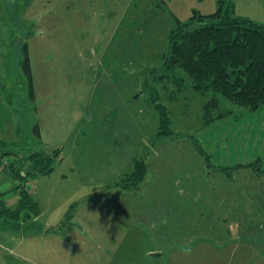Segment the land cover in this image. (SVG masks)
<instances>
[{
    "label": "rangeland",
    "instance_id": "1",
    "mask_svg": "<svg viewBox=\"0 0 264 264\" xmlns=\"http://www.w3.org/2000/svg\"><path fill=\"white\" fill-rule=\"evenodd\" d=\"M233 1L235 15L264 23V0ZM217 8L218 0H0V38L16 39L21 61L27 43L32 73L9 70L21 133L1 136L0 173L61 150L51 172L25 182L39 215H0V264H264V176L207 167L189 137L212 162L261 156L264 169L259 116L223 100L218 110L229 115L203 127L206 99L190 82L157 85L179 138L156 142L159 116L144 86L170 29ZM138 159L143 183L116 186ZM13 197L0 195V206Z\"/></svg>",
    "mask_w": 264,
    "mask_h": 264
},
{
    "label": "trees",
    "instance_id": "2",
    "mask_svg": "<svg viewBox=\"0 0 264 264\" xmlns=\"http://www.w3.org/2000/svg\"><path fill=\"white\" fill-rule=\"evenodd\" d=\"M21 48L25 57L20 61V66L29 80H32L27 43ZM187 81L194 93L206 99L203 104V127L229 115L230 111L218 110L223 100L251 112L264 108V24L235 15L233 0H218L215 12L208 15L195 14L187 21H178L170 29L168 48L162 56V64L149 71L144 85L149 101L159 116L155 141L179 136L171 128L170 112L161 102L157 85L167 89V84L172 82L180 89L186 87ZM212 109L218 110L217 113H211ZM189 137L195 149L204 157L207 167L226 172L249 167L258 175L264 176L260 158L231 167H221L212 162V155L193 135ZM60 152V149L47 154L36 152L30 157L9 162L10 172L19 181L15 189L20 200L18 207L12 210L5 204L0 206L2 213L19 215L23 211L24 214L39 215L38 204L25 182L29 176L51 172L60 158ZM7 154L15 153L9 151ZM3 159L0 156V161ZM26 161H30L28 170L23 168ZM147 170L144 159H138L134 169L115 185L123 189L138 188L143 183Z\"/></svg>",
    "mask_w": 264,
    "mask_h": 264
},
{
    "label": "crops",
    "instance_id": "3",
    "mask_svg": "<svg viewBox=\"0 0 264 264\" xmlns=\"http://www.w3.org/2000/svg\"><path fill=\"white\" fill-rule=\"evenodd\" d=\"M7 26L6 28L9 29ZM15 42L16 39L12 38V36H10L9 34L5 37L3 35V37L0 38V146H3L4 144L7 143L2 140L1 136L8 135V136L17 137L21 133V128L19 126L21 120L19 108L16 107L13 103V99H14L13 97L17 95V87L15 86L14 82H9V80L13 77V76L11 77L9 70L12 73V68H13V72L15 74V70L17 69L16 71L19 72V69L21 67L20 66L21 59L19 56L20 50H18L17 52V50L15 49ZM11 55H13V60H11V64H10ZM23 76H25V71H23ZM261 110L264 109H259L254 112L255 115L259 116V118L255 120L257 124L253 123L252 127L253 129L259 131L264 136V111ZM170 138L177 139L179 137L173 136ZM10 141L13 142L14 139L12 138V140ZM260 157L261 156H259V158ZM213 162L215 163V165L221 167H230L227 166L222 161H213ZM245 169H249V167L248 168L245 167ZM4 172H5L4 174L0 173V190L2 191V192L0 191L1 192L0 195L2 199H6V197L8 199L9 197L12 198L14 194L13 201H11V204L10 205L5 204V205L7 206V208L15 209L18 207L20 200L18 191L17 189H15V185L16 183L19 184V181L15 180L13 175L7 172L6 170ZM11 191H13V193H9ZM3 214L4 213H2V211L0 210V215L3 216ZM0 220L1 222H6L5 221L6 217H0ZM1 222L0 224H2ZM16 228L19 229L20 226L18 225L16 226ZM3 233H4L3 231H0L1 235ZM6 250L10 253V255H13L14 258L24 259V256L16 252L14 248L13 249L6 248Z\"/></svg>",
    "mask_w": 264,
    "mask_h": 264
}]
</instances>
